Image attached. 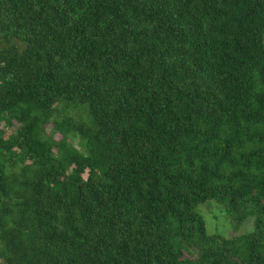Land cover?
Listing matches in <instances>:
<instances>
[{"label":"trees","instance_id":"16d2710c","mask_svg":"<svg viewBox=\"0 0 264 264\" xmlns=\"http://www.w3.org/2000/svg\"><path fill=\"white\" fill-rule=\"evenodd\" d=\"M0 264H264V0H0Z\"/></svg>","mask_w":264,"mask_h":264},{"label":"rangeland","instance_id":"374dc122","mask_svg":"<svg viewBox=\"0 0 264 264\" xmlns=\"http://www.w3.org/2000/svg\"><path fill=\"white\" fill-rule=\"evenodd\" d=\"M198 208L203 215L206 231H208L209 233L222 234L225 237L233 235L231 228L226 221L224 213L220 209L219 205H217L215 202H205V204L200 205ZM249 224H251V221L250 223H244L241 227H239L238 231H246L250 229Z\"/></svg>","mask_w":264,"mask_h":264}]
</instances>
